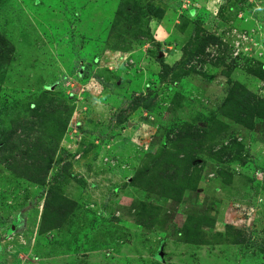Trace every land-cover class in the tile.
I'll list each match as a JSON object with an SVG mask.
<instances>
[{"label": "rangeland", "instance_id": "rangeland-1", "mask_svg": "<svg viewBox=\"0 0 264 264\" xmlns=\"http://www.w3.org/2000/svg\"><path fill=\"white\" fill-rule=\"evenodd\" d=\"M0 35V139L55 148L44 192L75 203L40 235L42 188L0 154V264H264V121L220 115L232 84L264 99V0H0Z\"/></svg>", "mask_w": 264, "mask_h": 264}, {"label": "trees", "instance_id": "trees-1", "mask_svg": "<svg viewBox=\"0 0 264 264\" xmlns=\"http://www.w3.org/2000/svg\"><path fill=\"white\" fill-rule=\"evenodd\" d=\"M217 41L218 40L211 35L200 36L198 34H196L194 38L190 40L192 43L191 45H194V51L196 54L202 56H206L207 49ZM13 53L14 48L12 45L0 35V67L10 63ZM161 67L163 70L171 72L176 67V65L169 67L165 63H162ZM250 75L256 79L264 81V72L261 74L252 72ZM224 76L228 77L229 74L226 73ZM160 79L165 80V76L162 77L160 75ZM36 111L37 110H35V112ZM41 114L42 115L37 114L36 116H38L39 119L42 118L43 123L51 121L53 125H59L58 133L60 135L64 134L67 127L66 120L59 122V120H57L54 116V113L50 110ZM220 115L240 127L252 130L256 128L257 122L264 121V99H260L249 91H243L237 83L232 84L220 109ZM23 130L26 131V129ZM15 137V132H9L4 134V136L0 139V154L6 153V155L1 156V160L4 161L8 171L14 174L17 178L42 188V194L40 195H45V199L38 233L43 235L53 230H57L61 227L64 218L68 216L73 210L75 203L66 198L60 197L54 192L52 188L48 189L46 193L44 192L56 149L48 148L45 143L40 142L34 145L33 149L31 150L29 144L25 143V153L27 155L25 160L16 159L13 156V153L23 143L19 142L14 144L13 141L15 140ZM187 141L188 139H180L177 142L178 144H184V142ZM192 160L193 157L189 154L186 155L183 160L177 159L176 162L182 163L184 169L188 171L191 167ZM53 180L56 182L60 179L56 177ZM152 187L161 189L162 193L160 195L167 197L172 196L169 191H173V194L176 195V199H179L184 189L183 186L177 187L176 183L174 184L172 176H166L162 181L155 184L152 183ZM56 201L63 205L60 207H55L54 203ZM140 223L145 225L142 223V221H140ZM202 224L203 223L200 221L192 228H189L190 226L184 228V234H186L188 241H192L194 244L198 245L204 244V241L201 240L202 232L200 227L205 225ZM208 225H211V223ZM23 226L24 222L21 221L19 228H22Z\"/></svg>", "mask_w": 264, "mask_h": 264}]
</instances>
